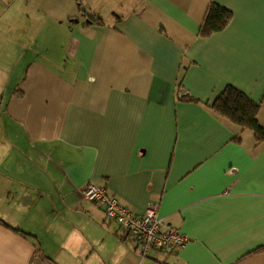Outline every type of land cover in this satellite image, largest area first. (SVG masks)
Instances as JSON below:
<instances>
[{
  "label": "crops",
  "instance_id": "crops-1",
  "mask_svg": "<svg viewBox=\"0 0 264 264\" xmlns=\"http://www.w3.org/2000/svg\"><path fill=\"white\" fill-rule=\"evenodd\" d=\"M0 35L33 40L0 57V264H264V141L210 107L231 85L264 129V0H0ZM89 182L188 241L142 258Z\"/></svg>",
  "mask_w": 264,
  "mask_h": 264
},
{
  "label": "built area",
  "instance_id": "built-area-1",
  "mask_svg": "<svg viewBox=\"0 0 264 264\" xmlns=\"http://www.w3.org/2000/svg\"><path fill=\"white\" fill-rule=\"evenodd\" d=\"M81 194L117 225L122 236L136 246L142 258L148 257L152 252L175 250L188 241L176 226L164 221L158 213V204L154 201H150L141 213H136L120 204L105 187L93 182L87 183Z\"/></svg>",
  "mask_w": 264,
  "mask_h": 264
},
{
  "label": "trees",
  "instance_id": "trees-1",
  "mask_svg": "<svg viewBox=\"0 0 264 264\" xmlns=\"http://www.w3.org/2000/svg\"><path fill=\"white\" fill-rule=\"evenodd\" d=\"M231 19L232 12L229 9L219 5L215 1H211L199 28L198 36L209 37L223 30ZM87 22L89 24H102L100 19L93 20L90 17L87 18ZM210 107L217 115L227 118L242 129L252 130L256 141H264V129L257 120L260 105L253 102L242 91L228 85L223 92L212 101ZM2 223L13 231L18 232V230L10 227L5 222Z\"/></svg>",
  "mask_w": 264,
  "mask_h": 264
},
{
  "label": "rangeland",
  "instance_id": "rangeland-1",
  "mask_svg": "<svg viewBox=\"0 0 264 264\" xmlns=\"http://www.w3.org/2000/svg\"><path fill=\"white\" fill-rule=\"evenodd\" d=\"M50 39V37H42L41 43H36L34 41V46H40V44H42V46H47V42ZM61 37H55V45L56 47H59V45L61 44ZM23 44V46H25L27 44V46H31V44H33V40L32 38H29L27 36L24 37H16V36H1L0 35V47H3V49H0V57L2 56L3 58V62H4V66H10L12 64V62L15 60V57L17 56V54L19 53V45ZM6 68L4 67V80L6 78L5 72H6ZM4 123H5V118H4Z\"/></svg>",
  "mask_w": 264,
  "mask_h": 264
}]
</instances>
